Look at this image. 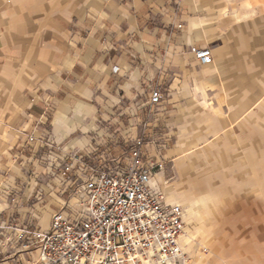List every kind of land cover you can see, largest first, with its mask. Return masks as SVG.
Returning a JSON list of instances; mask_svg holds the SVG:
<instances>
[{
	"label": "crops",
	"instance_id": "crops-1",
	"mask_svg": "<svg viewBox=\"0 0 264 264\" xmlns=\"http://www.w3.org/2000/svg\"><path fill=\"white\" fill-rule=\"evenodd\" d=\"M260 1L0 0V264H32L17 235L80 212L71 155L125 157L144 135L149 157L166 164L191 149L185 123H229V90L241 115L254 105L261 90L245 77L264 75ZM191 46L210 47L213 62ZM153 87L163 98L151 108ZM163 177L156 171L152 186L180 203ZM185 221L193 264L198 243Z\"/></svg>",
	"mask_w": 264,
	"mask_h": 264
},
{
	"label": "built area",
	"instance_id": "built-area-1",
	"mask_svg": "<svg viewBox=\"0 0 264 264\" xmlns=\"http://www.w3.org/2000/svg\"><path fill=\"white\" fill-rule=\"evenodd\" d=\"M201 64L213 62L210 47L191 46ZM159 87L150 91V107L160 104ZM145 136L128 142L125 157L98 149L71 155L69 179L79 178L74 193L80 212L53 215L47 230L24 229L21 247L36 254L32 264H191L183 243L186 210L152 186L164 161L149 157ZM77 163V168L74 163Z\"/></svg>",
	"mask_w": 264,
	"mask_h": 264
},
{
	"label": "rangeland",
	"instance_id": "rangeland-1",
	"mask_svg": "<svg viewBox=\"0 0 264 264\" xmlns=\"http://www.w3.org/2000/svg\"><path fill=\"white\" fill-rule=\"evenodd\" d=\"M245 86L261 90L254 105L241 115L231 107L237 95L229 90V123L207 117L185 123L180 137L191 149L164 167L162 184L184 205L188 232L198 243L193 264H264V75L246 76Z\"/></svg>",
	"mask_w": 264,
	"mask_h": 264
}]
</instances>
